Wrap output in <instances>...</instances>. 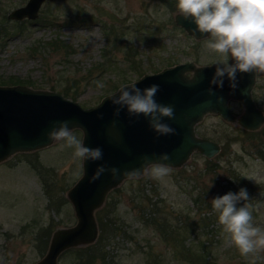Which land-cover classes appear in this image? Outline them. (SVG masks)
<instances>
[{
    "label": "rangeland",
    "instance_id": "374dc122",
    "mask_svg": "<svg viewBox=\"0 0 264 264\" xmlns=\"http://www.w3.org/2000/svg\"><path fill=\"white\" fill-rule=\"evenodd\" d=\"M26 1L0 0V18L9 27L22 21L15 25L19 33L0 39V78L17 76L25 82L21 84L34 88L53 90L55 85L58 92L76 91L75 101L82 107L96 105L120 82L144 73L177 62L214 64L217 59L204 48L206 38L188 35L174 23L177 9L159 0H44L36 19L7 18ZM136 64L139 71H132ZM252 94L264 111V74L256 75ZM229 105L241 113L239 102L231 100ZM73 130L81 139V130ZM263 130L264 123L249 134L220 115L207 114L196 132L219 142V153L209 159L195 151L160 179L150 171L124 179L95 210L98 226L99 217L105 220L97 240L64 250L59 264H79L75 249L88 246L89 254H97L91 264H264V251L244 257L228 244L217 214L194 198L206 188V204L226 192L225 182H251L246 203L252 206L254 225L264 228V158L252 148L264 147ZM74 151L64 141H54L0 162V264H33L44 254L37 244L45 232L75 223L66 196L82 174V160ZM216 166V171L206 172Z\"/></svg>",
    "mask_w": 264,
    "mask_h": 264
},
{
    "label": "water",
    "instance_id": "95a60500",
    "mask_svg": "<svg viewBox=\"0 0 264 264\" xmlns=\"http://www.w3.org/2000/svg\"><path fill=\"white\" fill-rule=\"evenodd\" d=\"M44 0H27L24 5L7 14L8 19H36ZM174 23L194 39L207 38L194 32L195 25L174 15ZM214 64H197L194 61L178 62L153 73H144L137 79L122 84H136L140 89L152 84L159 85L155 99L158 103L174 109V119L163 118L164 123L175 129L174 135L158 136L148 124L147 118H130L122 110L114 116V106L108 99L116 94H107L94 106L82 107L56 90L34 88L24 84H0V162L16 152L41 149L51 145L48 133L58 122L68 121L70 128L81 130L84 145L100 148L101 160L82 161V174L68 188L66 196L72 204L76 221L66 227H56L44 254L33 264H59L58 257L66 249L94 243L99 235L95 217L107 193L126 177L123 173L138 169L143 158L149 162H160L161 155H168L172 168L185 164L193 152L212 158L221 150L219 142L199 136L196 125L207 114H217L229 123L237 124L249 131L260 129L264 123V111L253 98L252 89L256 75L238 74V87L231 92L228 81L223 89L212 87L214 95L208 94L209 82L214 74ZM195 72L191 76L185 73ZM223 97V102L218 98ZM235 100L242 111L235 114L229 102ZM102 116V119L98 117ZM99 166L106 171L99 179H93ZM117 169L114 178L109 169Z\"/></svg>",
    "mask_w": 264,
    "mask_h": 264
},
{
    "label": "clouds",
    "instance_id": "9594fccd",
    "mask_svg": "<svg viewBox=\"0 0 264 264\" xmlns=\"http://www.w3.org/2000/svg\"><path fill=\"white\" fill-rule=\"evenodd\" d=\"M176 9L180 17L194 23V32L207 34L204 48L217 57L209 82V95H214L213 86L223 89L225 80L231 92H235L238 74H264V0H176ZM185 75L193 80L196 73ZM159 90L157 84L144 89L136 87V84L121 86L116 94L108 97L115 108L113 115L119 116L124 110L130 118L143 116L158 136L174 135L175 129L162 122L163 118L174 119V109L156 101ZM218 101L223 102V97H219ZM48 137L52 141L62 140L66 147L74 148V156L82 161L95 162L103 158L100 148L86 147L77 138L68 121L58 122ZM143 160L140 168L123 175L132 179L150 171L154 178L160 179L171 171L169 164L161 162L169 160L166 154L159 157L160 162H149L147 157ZM105 171L104 166H99L93 179H99ZM108 171L114 178L117 176V169ZM248 201L246 188H240L236 193L229 191L211 200L226 242L244 257L264 251V228L254 225L252 206L246 203ZM241 202L242 206H238Z\"/></svg>",
    "mask_w": 264,
    "mask_h": 264
},
{
    "label": "trees",
    "instance_id": "16d2710c",
    "mask_svg": "<svg viewBox=\"0 0 264 264\" xmlns=\"http://www.w3.org/2000/svg\"><path fill=\"white\" fill-rule=\"evenodd\" d=\"M159 1H162L163 4H165L166 7H168L169 9H174L176 8V0H159ZM5 20V21H4ZM3 20V17L0 18V39L3 38V36H11L15 33H19V31L15 28V25L16 24H19L17 22H14L13 23V27H9L7 25V21L6 19ZM40 22V20H38ZM46 23H50V22H47L45 21L44 25L46 26H49L47 25ZM22 29V27L20 28V30ZM1 41V40H0ZM64 42V41H62ZM46 45H55V46H64V44H60L59 42L56 43L54 41H46L44 42ZM0 45H1V42H0ZM130 69L132 71H139V64L137 65H133L130 67ZM124 82V81H123ZM123 82H120V84H123ZM126 82V81H125ZM21 83H25L23 82L20 78H18L17 76H8L6 79L4 78H0V84H21ZM31 83V82H30ZM32 84V83H31ZM32 85L36 86L35 83H33ZM117 84H115L114 87H116ZM51 89H55L56 86H52L50 87ZM115 89V88H114ZM64 96L66 97H70L71 99L75 100L77 99L78 97V93L76 91L74 92H68L66 89L60 91ZM249 134H253V131H248ZM261 134L263 136V139H264V130L261 131ZM252 148L254 149L255 153L261 155L263 158H264V147L262 148L259 144H254L252 145ZM217 168L214 167V168H206V172H211V171H216L215 169ZM195 183V181H194ZM206 187V186H205ZM224 188V190L226 189V192L228 193L229 191L233 192V193H236L239 191L240 188H246L248 193H249V199H250V191H252V186H251V182H245L243 180L239 181V182H236V181H229V182H225L224 186H222ZM223 188L221 190H223ZM208 189L206 188H203L202 190H200V193H198L194 198H195V202L196 204H199L200 206H205V207H208L210 209H212V204L211 202H207L206 204H203L202 203V200H203V197L205 196V194L207 193ZM226 192H222V196L224 194H227ZM243 202H241V205H238V206H242ZM101 211V210H100ZM156 224V222H154ZM105 220L101 217H99V227L101 230H104L105 228ZM159 226H161L162 224H158ZM158 226V227H159ZM50 234L51 232L47 233L45 232L44 233V237L42 240L39 241V243L37 244V249L39 250L40 254L42 255L45 250H46V247H47V243H48V238L50 237ZM107 238V235L106 234H102V239L101 240H105ZM90 246L86 247V248H76L75 250L77 251V256H76V259L78 260V263L79 264H91V261L94 260V258H96V255L94 252H91V254L88 253V251L86 250H90L89 249ZM97 250L101 249V248H95ZM185 249L186 250H190L189 247H186L185 246ZM87 253V254H84ZM195 255H193L192 257H194ZM201 258V257H200Z\"/></svg>",
    "mask_w": 264,
    "mask_h": 264
},
{
    "label": "flooded vegetation",
    "instance_id": "af4514ba",
    "mask_svg": "<svg viewBox=\"0 0 264 264\" xmlns=\"http://www.w3.org/2000/svg\"><path fill=\"white\" fill-rule=\"evenodd\" d=\"M178 63V62H177ZM176 64V63H175ZM171 65H173V64H171Z\"/></svg>",
    "mask_w": 264,
    "mask_h": 264
}]
</instances>
